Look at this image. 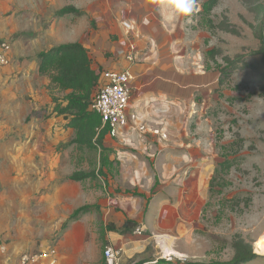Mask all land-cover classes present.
<instances>
[{
    "label": "rangeland",
    "instance_id": "374dc122",
    "mask_svg": "<svg viewBox=\"0 0 264 264\" xmlns=\"http://www.w3.org/2000/svg\"><path fill=\"white\" fill-rule=\"evenodd\" d=\"M90 1L0 0V46L8 43L13 50L14 42L24 43L26 23L30 17L39 23V12H45L46 6L53 14L73 5L85 11ZM206 1L197 0L196 11L189 17L194 23L191 22L186 37L195 44L201 43L206 71L219 75L216 85L205 92L194 87L185 108L172 103L167 114L155 113V129L168 136L167 140L156 137L155 142V260L163 264H231L242 243V247L252 248L259 256L246 264H264V60L259 39L264 25V0H218L211 13L205 15L202 5ZM42 21L46 23L47 17ZM4 27L19 31L7 36L1 30ZM210 51L216 53L214 57ZM9 56L10 64L0 66V88L10 87L9 93L18 95L21 105H32L31 114L27 115L26 109L27 114L9 132L16 138V149L23 130L20 124L25 120L30 127L34 116L55 122L61 116L53 112V102L46 101L51 95L62 101L67 91L52 84V93L49 87L43 91L40 81L31 79L32 91L26 92L23 73L16 78L7 71L13 62ZM226 58L237 62L244 58L247 67L230 68V77L222 80L219 67L228 68ZM9 76L12 81L7 80ZM31 127L36 129L37 125ZM63 135L55 148L57 154L65 152L61 157L62 180L57 181L65 182L79 171L97 173L99 153L77 150L70 145L72 137L67 129ZM165 150L169 151V158L163 163ZM113 151L114 148L111 154ZM117 162L108 169V175L79 184V199L72 208L113 198L122 190L137 193L125 189L130 185L120 177ZM3 184L0 182V223L5 225L14 213L4 202L10 191ZM150 192L153 194V190ZM38 210L32 206L33 213ZM98 216L95 222L97 228L100 222L101 229L105 223L101 214ZM107 246L103 245L102 250ZM8 249V231H4L0 233V262H4Z\"/></svg>",
    "mask_w": 264,
    "mask_h": 264
},
{
    "label": "crops",
    "instance_id": "0c3cea01",
    "mask_svg": "<svg viewBox=\"0 0 264 264\" xmlns=\"http://www.w3.org/2000/svg\"><path fill=\"white\" fill-rule=\"evenodd\" d=\"M89 4L85 11L72 6L87 14L81 18L74 15L56 17L61 9L53 14L48 6L45 12L44 9L39 12V23L29 18L23 29L25 42H14L12 67L7 69L12 77L18 78L23 73V79L27 81L26 92L32 91L31 79L40 81L43 91L51 84L49 77L39 75L38 56L54 47L75 43L83 45L88 51L92 68L100 75V81L105 71L131 70L135 79L130 110L153 127L156 112L167 106L170 108L172 103L183 104L185 108L186 103L191 101L194 87L199 86L203 92L215 87L219 75L206 71L201 43L195 44L186 37L193 20L177 19L161 7V0H91ZM32 12L30 8L29 13ZM46 17L47 21L43 23ZM120 21L132 22L134 33L127 37ZM5 28L1 30L7 36L19 31H7ZM129 38L136 44V61L133 64L125 59ZM7 80L12 81L13 78L9 76ZM9 90L10 87L6 90L0 88V182L10 191L4 202L14 215L5 225L0 223V233L8 231L9 239L8 253L0 264H22L24 255L48 250H55L56 253L30 264H103V245L121 250L123 264H163L159 259L155 260L157 138L151 134L124 131L116 139L107 137L105 140L107 148H114L110 160L118 161L120 177L128 180L130 187L125 189L137 191L145 198L134 197L122 190L113 198L100 200L99 203L89 201L79 207L98 204L105 226L112 223L121 228L127 220H131L139 223L140 228L127 235L106 231L103 241L100 239V222L98 228L95 222L98 213L92 211L70 222L68 230L63 232L61 228L68 222L69 213L77 210L72 205L77 203L81 188L77 182L57 181L62 180L61 157L65 152L57 154L55 148L63 140L64 119L61 116L53 122L51 118L46 120L34 116L30 123L37 127L33 129L23 118L20 146L14 149L16 138H12L9 132L17 120L27 114L26 109L27 115L31 114L32 105H21L18 95L9 93ZM69 93L67 91L66 95ZM50 97L46 104L52 101ZM67 134L73 140L74 131L67 129ZM31 141L30 145L28 142ZM162 158L165 163L169 151L165 150ZM152 190L154 192L150 195ZM32 206L39 209V213H33Z\"/></svg>",
    "mask_w": 264,
    "mask_h": 264
},
{
    "label": "trees",
    "instance_id": "16d2710c",
    "mask_svg": "<svg viewBox=\"0 0 264 264\" xmlns=\"http://www.w3.org/2000/svg\"><path fill=\"white\" fill-rule=\"evenodd\" d=\"M218 0H208L202 5V11L205 15L210 14L217 5ZM66 15L83 16L84 12L72 6L66 7L59 11L56 17ZM210 22V21H207ZM264 25L262 24L259 39L262 41V55L264 60L263 49ZM209 54L214 57V51ZM39 75L49 77L51 84L63 91H70L62 101L52 97L54 105L53 112L57 116H62L65 122V129L74 131V138L70 145H74L77 150L95 151L99 153V170L95 172H76L70 176L67 181L82 183L87 180L96 181L99 176L108 175L114 162L110 160L111 150L105 146V140L109 135V128H102V119L100 115L90 109L92 100L96 96L100 84V75L92 68V61L88 51L79 43L67 44L54 47L49 51L43 52L38 56ZM228 68L221 69L222 80L230 77V68L240 69L241 66L247 67L244 58L240 60H231L226 58ZM240 62V64H239ZM264 62V61H263ZM255 68V67H254ZM229 72V73H228ZM51 93L52 87H49ZM227 167L230 163L226 164ZM154 192V191H153ZM132 194L131 192H126ZM135 197H143L139 193H133ZM96 211L100 214L99 205H86L70 214L69 223L79 220L83 215ZM68 222L63 226L62 231L68 230ZM140 228V224L127 220L123 227L117 228L115 224H101L100 239L105 241V232H116L121 235L132 234ZM237 246V252L231 264H246L256 258L252 248ZM264 255V254H263Z\"/></svg>",
    "mask_w": 264,
    "mask_h": 264
},
{
    "label": "built area",
    "instance_id": "2783aa9c",
    "mask_svg": "<svg viewBox=\"0 0 264 264\" xmlns=\"http://www.w3.org/2000/svg\"><path fill=\"white\" fill-rule=\"evenodd\" d=\"M124 33L129 35L134 33V25L129 21H120ZM136 44L129 38L128 53L126 61L133 64L136 61ZM11 46L3 43L0 46V66L4 67L10 64ZM134 75L130 69L121 71H105L101 75L98 92L90 109L100 115L102 119V128H109V137L118 138L124 131L137 133L141 135L151 134L160 137L161 140H167L168 136L160 129H155L150 123L141 121V117L135 111L130 110V102L133 95ZM169 107L156 112L158 116L167 114ZM56 253L55 250H48L40 254L24 255L23 264L34 263L38 258L46 259ZM103 259L105 264H123L122 251L112 246H107L103 250ZM152 264V263H146Z\"/></svg>",
    "mask_w": 264,
    "mask_h": 264
},
{
    "label": "clouds",
    "instance_id": "9594fccd",
    "mask_svg": "<svg viewBox=\"0 0 264 264\" xmlns=\"http://www.w3.org/2000/svg\"><path fill=\"white\" fill-rule=\"evenodd\" d=\"M197 0H161V7L177 19L189 18L196 11Z\"/></svg>",
    "mask_w": 264,
    "mask_h": 264
},
{
    "label": "water",
    "instance_id": "95a60500",
    "mask_svg": "<svg viewBox=\"0 0 264 264\" xmlns=\"http://www.w3.org/2000/svg\"><path fill=\"white\" fill-rule=\"evenodd\" d=\"M263 49H264V38H263Z\"/></svg>",
    "mask_w": 264,
    "mask_h": 264
}]
</instances>
